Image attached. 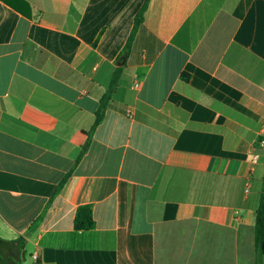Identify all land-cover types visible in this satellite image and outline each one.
<instances>
[{
	"label": "crops",
	"instance_id": "crops-1",
	"mask_svg": "<svg viewBox=\"0 0 264 264\" xmlns=\"http://www.w3.org/2000/svg\"><path fill=\"white\" fill-rule=\"evenodd\" d=\"M263 127L264 0H0V238L23 264H256Z\"/></svg>",
	"mask_w": 264,
	"mask_h": 264
},
{
	"label": "trees",
	"instance_id": "trees-1",
	"mask_svg": "<svg viewBox=\"0 0 264 264\" xmlns=\"http://www.w3.org/2000/svg\"><path fill=\"white\" fill-rule=\"evenodd\" d=\"M144 12H145V8H143L140 11V13L136 16L134 28L132 30L128 43L122 54H126L128 52L138 29L143 23ZM118 77H119V73H117L114 77V86L118 80ZM110 100H111V92L108 95H106V97L100 103V107L97 112L93 129L99 126V124L103 121L105 111L107 109ZM86 150H87V146L84 148V152ZM62 186L63 183L60 185V188ZM94 226L95 224L93 220L92 207L91 206L80 207L77 210L75 217V229L77 231H90L94 228ZM15 243L18 244L19 250L17 253L19 255L18 256L19 259L21 260V252L24 248L23 239L19 238L13 242H7L0 238V258L4 264H9V263L6 260V256L3 252V247L4 246L12 247L13 244ZM255 244H256V264H264V188L261 194L260 205L256 211V217H255Z\"/></svg>",
	"mask_w": 264,
	"mask_h": 264
},
{
	"label": "flooded vegetation",
	"instance_id": "flooded-vegetation-1",
	"mask_svg": "<svg viewBox=\"0 0 264 264\" xmlns=\"http://www.w3.org/2000/svg\"><path fill=\"white\" fill-rule=\"evenodd\" d=\"M9 256H13V260L15 262L21 263V260L19 259V255L16 250L11 249L9 254L6 256V260L9 258Z\"/></svg>",
	"mask_w": 264,
	"mask_h": 264
},
{
	"label": "water",
	"instance_id": "water-1",
	"mask_svg": "<svg viewBox=\"0 0 264 264\" xmlns=\"http://www.w3.org/2000/svg\"><path fill=\"white\" fill-rule=\"evenodd\" d=\"M7 261L9 264H23L25 262V253L24 252L21 253V263L15 262L13 260V256H9Z\"/></svg>",
	"mask_w": 264,
	"mask_h": 264
},
{
	"label": "rangeland",
	"instance_id": "rangeland-1",
	"mask_svg": "<svg viewBox=\"0 0 264 264\" xmlns=\"http://www.w3.org/2000/svg\"><path fill=\"white\" fill-rule=\"evenodd\" d=\"M10 250H11V248L8 247V246L7 247L6 246L3 247V252H4L5 256H7L9 254ZM26 263H28V264L30 263L29 254L26 255Z\"/></svg>",
	"mask_w": 264,
	"mask_h": 264
},
{
	"label": "built area",
	"instance_id": "built-area-1",
	"mask_svg": "<svg viewBox=\"0 0 264 264\" xmlns=\"http://www.w3.org/2000/svg\"><path fill=\"white\" fill-rule=\"evenodd\" d=\"M137 87H138V85H137ZM263 131H264V127H263ZM260 145L264 146V141H260ZM254 159H256V157Z\"/></svg>",
	"mask_w": 264,
	"mask_h": 264
}]
</instances>
